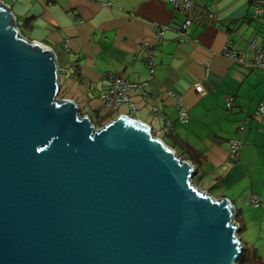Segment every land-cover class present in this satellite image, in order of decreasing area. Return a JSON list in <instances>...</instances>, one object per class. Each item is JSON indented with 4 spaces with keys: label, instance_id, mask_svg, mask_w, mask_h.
Returning <instances> with one entry per match:
<instances>
[{
    "label": "water",
    "instance_id": "water-1",
    "mask_svg": "<svg viewBox=\"0 0 264 264\" xmlns=\"http://www.w3.org/2000/svg\"><path fill=\"white\" fill-rule=\"evenodd\" d=\"M55 56L0 2V264H237L228 200L150 128L57 100Z\"/></svg>",
    "mask_w": 264,
    "mask_h": 264
},
{
    "label": "crops",
    "instance_id": "crops-1",
    "mask_svg": "<svg viewBox=\"0 0 264 264\" xmlns=\"http://www.w3.org/2000/svg\"><path fill=\"white\" fill-rule=\"evenodd\" d=\"M2 1L19 34L55 56L60 100L73 102L95 129L124 116L147 125L162 142L169 138L168 147L183 151L194 167L193 186L228 200L241 230L264 224V116L256 114L264 106V72L250 66L249 47L264 40V13L254 18L248 0H194L188 14L168 0ZM185 22L184 37L172 30L157 40L159 26ZM226 44L245 65L221 56ZM110 75L143 86V93L130 95L132 106L105 105ZM169 94L187 108L185 124ZM232 140L241 143L237 159L229 155ZM252 196L260 206H252Z\"/></svg>",
    "mask_w": 264,
    "mask_h": 264
},
{
    "label": "built area",
    "instance_id": "built-area-1",
    "mask_svg": "<svg viewBox=\"0 0 264 264\" xmlns=\"http://www.w3.org/2000/svg\"><path fill=\"white\" fill-rule=\"evenodd\" d=\"M193 1L194 0H168V2L173 6L174 9L184 14H188L190 12ZM0 2L3 3L2 0H0ZM248 2H249V6L253 10V17L254 18L261 17L264 13V0H248ZM188 27H189V22H185L184 24H181L180 26H175V27L174 26H171V27L170 26H159L157 28L156 38L157 40H160L163 38V35L165 34V32L172 31V30H175L179 36L184 37ZM249 47L253 52V59L250 62V66L254 69H258L264 72V40L259 45L255 44L254 42L250 43ZM220 54L222 57L228 59L231 62L240 64V65H245L244 60L237 54L236 51H234L231 48L230 44H226L223 47ZM148 57H149V69H150V72L152 73L153 72V58L151 54H149ZM142 88H143L142 85L129 83L123 80L119 75H110L107 78V92L106 94L102 96V100L105 103V105L109 107H117L119 105L132 106L130 95L133 93H137V92L143 93ZM195 91L200 95L203 94V90L200 85L195 86ZM169 95L175 100L177 104L178 121L182 124H185L189 120V114H188L187 108L184 106V104L179 98L171 94ZM233 102H234L233 97H229L226 100V106L228 109L233 108ZM156 113L157 111L154 110V114ZM256 114L258 116H264V106L261 105L257 109ZM165 123H166V127L169 130H171L172 125L168 121H166ZM240 149H241V143L238 140H232L229 142L228 144L229 155L233 157L234 159L238 158ZM250 202L252 206L254 207L258 206L259 204V200L255 196L251 197ZM232 223L236 228L235 235L238 238L237 236L238 225L235 222L234 212H233Z\"/></svg>",
    "mask_w": 264,
    "mask_h": 264
},
{
    "label": "rangeland",
    "instance_id": "rangeland-1",
    "mask_svg": "<svg viewBox=\"0 0 264 264\" xmlns=\"http://www.w3.org/2000/svg\"><path fill=\"white\" fill-rule=\"evenodd\" d=\"M5 2H8V0H5ZM57 100L60 99L57 97ZM163 142H166L165 144L167 146L171 145L169 138H165ZM176 155L177 157H183V151H178ZM260 205L261 201H259V206ZM244 213H247V210H244ZM238 223L243 225L240 217L237 221V224ZM239 234L242 242L241 245H243V252L237 264H264V224L250 227L248 230H241L239 226Z\"/></svg>",
    "mask_w": 264,
    "mask_h": 264
},
{
    "label": "trees",
    "instance_id": "trees-1",
    "mask_svg": "<svg viewBox=\"0 0 264 264\" xmlns=\"http://www.w3.org/2000/svg\"><path fill=\"white\" fill-rule=\"evenodd\" d=\"M178 158H180V159L183 160V161H188V159L183 158V157H179V156H178Z\"/></svg>",
    "mask_w": 264,
    "mask_h": 264
},
{
    "label": "clouds",
    "instance_id": "clouds-1",
    "mask_svg": "<svg viewBox=\"0 0 264 264\" xmlns=\"http://www.w3.org/2000/svg\"><path fill=\"white\" fill-rule=\"evenodd\" d=\"M80 116V115H79ZM81 117V116H80ZM240 242V241H239ZM242 246V245H241ZM242 248H243V246H242Z\"/></svg>",
    "mask_w": 264,
    "mask_h": 264
}]
</instances>
